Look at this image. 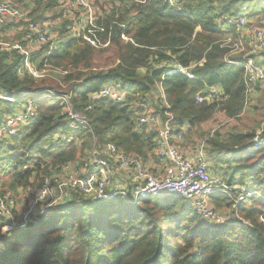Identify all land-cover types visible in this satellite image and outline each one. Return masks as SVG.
<instances>
[{
	"label": "trees",
	"instance_id": "obj_1",
	"mask_svg": "<svg viewBox=\"0 0 264 264\" xmlns=\"http://www.w3.org/2000/svg\"><path fill=\"white\" fill-rule=\"evenodd\" d=\"M260 1L146 0L140 4L121 0L127 9L120 8L98 22L105 29L100 39L109 43L104 50H113L112 66L95 68L97 51L69 39L48 57L34 60L38 70L47 65L64 75L55 80H21L15 75L17 63L8 65L1 60L0 91L20 97L22 92L49 88L70 94L74 110L85 112L88 96L106 84L144 96L161 82L175 121L197 125L217 112L228 120L236 119L247 99L244 70L228 62L240 63L242 58L231 54L238 35L223 18H236L243 12L242 6ZM52 6L53 0H48L45 7ZM122 35L131 41L123 42ZM172 58L183 67H192L193 78L173 74L162 80L164 66ZM209 88H219L226 99L198 103L196 96ZM23 101L0 105V123ZM33 105L36 118L0 142V171H9L11 191L29 185L32 173L21 171L24 164L35 159L38 178L47 167L76 157L72 145L53 138L72 132L59 116L58 102L36 100ZM87 114L91 134L79 131L78 135H93L99 144L113 142L141 158L152 152L154 143L150 136L135 131L134 113L128 106L99 100ZM254 136L228 133L221 140L220 133L215 132L208 140V158L215 175L231 190L230 196H211L218 209L222 203L231 207V219L223 224L203 221L177 195L134 203L123 198L88 202L74 196L51 214L7 233L2 232L6 224L0 218V264H264V146L244 151ZM236 186L257 195L250 203L235 205Z\"/></svg>",
	"mask_w": 264,
	"mask_h": 264
},
{
	"label": "built area",
	"instance_id": "obj_2",
	"mask_svg": "<svg viewBox=\"0 0 264 264\" xmlns=\"http://www.w3.org/2000/svg\"><path fill=\"white\" fill-rule=\"evenodd\" d=\"M128 1L142 4L146 0ZM47 3L48 0H0V61L8 65L17 63L15 75L18 79L31 77L39 81L47 72L64 75L65 72L47 65L38 70L34 60L48 57L69 39L89 45L95 50L107 48L109 43L103 42L99 37L105 29L98 22L103 21L106 15L117 13L120 8L128 7L127 4H122L121 0H53V6L50 8L45 7ZM170 6L181 10L175 3H170ZM223 19L228 26L235 29L238 39L245 38L247 44L248 52L240 63L228 62L243 68L244 89L248 98L257 90H264V65L259 64L256 59L264 51V0L256 26L249 24L246 11L236 18ZM121 40L131 41L126 35H122ZM229 42L230 40L226 41L227 44ZM235 47L234 43L232 52H235ZM164 67L166 71L162 80L163 77L173 74L193 78L192 67H183L173 58ZM60 88L65 90L66 85L60 84ZM155 88L151 94L141 96L120 85L106 84L88 96L85 112L74 110L70 94L49 88L22 92L20 97L0 91V105H13L24 99L20 106L2 119L0 142L16 135L20 128L36 118L33 105L36 100L49 99L58 102L59 116L63 119V124L72 130L67 135L55 134L54 140L66 142L76 150L73 161L47 167L38 178H35V159L21 167V171L32 173L29 185L17 187L15 191L0 192V218L6 224L2 232L23 228L49 214L53 211L50 210L53 206L57 209L73 200L74 196L83 197L88 202L123 198L129 203H134L137 200L177 195L205 222L223 224L230 218L229 212H217L211 204V196L216 193L230 196L231 190L224 181L213 178L210 174L204 146L199 147L194 158H188L178 149L172 137L175 120L165 99L161 82L157 83ZM36 95L38 98L33 97ZM225 99L226 96L218 88H209L205 93L196 96L198 103ZM99 100L128 106L133 110L135 131L151 136L154 156L164 162V172L161 176H154L136 154L124 152L113 142L99 144L93 135L84 142L78 138L79 131H88L91 134V120L87 113L93 110V104ZM263 132L262 129L261 134L257 133L244 147V151L263 147ZM11 156L15 154L11 153ZM9 175L7 170L0 171L1 177ZM233 189L236 197L232 202L235 205L250 203L251 198L257 195L244 187L236 186ZM22 203L32 208L23 212L21 223L20 217H15ZM41 205L45 209L39 217L29 216L31 211H37V206L41 208Z\"/></svg>",
	"mask_w": 264,
	"mask_h": 264
},
{
	"label": "rangeland",
	"instance_id": "obj_3",
	"mask_svg": "<svg viewBox=\"0 0 264 264\" xmlns=\"http://www.w3.org/2000/svg\"><path fill=\"white\" fill-rule=\"evenodd\" d=\"M235 46H236L235 52H238L237 54L243 53L245 55L248 52V48L245 45L244 39L236 40ZM104 49L96 50L97 52L93 60V65L95 68L107 69V66L110 67L114 63V59H112L113 50L110 49V50L105 51ZM61 76L62 75L60 74H56L53 72H47L43 79L55 80V78H59ZM40 80L41 79H39V81ZM247 100L248 98L246 99L244 110L238 118L233 119V120H227L222 113L217 112L215 115H213V117L210 120L205 122L207 123L208 127L206 129H202L201 133L208 134L212 129L218 128V130L222 133L223 136H227L228 133H231V132H240V133H245V134L255 133V135L257 133L261 134L262 129L264 130V94L261 97H259L258 100H256V102L247 103ZM86 144L89 145L88 143ZM4 186H7V187H4ZM9 186H10L9 176L2 177V179H0V192L9 191L8 190ZM220 205L221 207H219V209L218 207H215V208L218 209L220 212H222L221 208L223 207L225 208L226 204L222 203ZM37 207H38L37 211H33V212L31 211V213L29 214V216H31L32 218L39 217L43 213V209H45L42 205H41V208L40 206H37ZM31 208H32L31 206L28 207V204L25 205V203H22L20 207L18 208L17 217H15V219L20 217L21 223H22L23 212L29 211ZM226 209H228L229 213L231 212L230 208L226 207ZM50 210L54 211L55 210L54 206ZM53 211H51L49 214H51ZM219 211L217 212L219 213Z\"/></svg>",
	"mask_w": 264,
	"mask_h": 264
},
{
	"label": "crops",
	"instance_id": "obj_4",
	"mask_svg": "<svg viewBox=\"0 0 264 264\" xmlns=\"http://www.w3.org/2000/svg\"><path fill=\"white\" fill-rule=\"evenodd\" d=\"M242 10L248 12L249 24L251 26H256L258 23V18L262 13L261 1L246 4V5L242 6L241 11ZM243 39L245 40V38H243ZM245 45L247 47L246 41H245ZM237 53L238 52H232L231 51V54L234 55L235 57L241 56V58H242L244 56L243 53H239V54H237ZM256 59L259 62V64L264 65V52H262V54ZM263 94H264V90H257L255 93L248 96L247 103L248 102H256V100H258V98L261 97ZM207 127H208V125L205 122L197 124V125H190L186 121H184V122L175 121L174 126H173L172 137H173L178 149L180 151H182L188 158H194L197 155V150L199 149V147L204 146L205 157H206V160L208 163V169H209L210 174L212 175L213 178L225 181L222 177H218L215 175L213 166H212L211 162L209 161V158H208V149H209L208 140L210 138H212V135L215 132L220 133V135L222 137V138H220L221 140L226 139V136H223L222 133L218 130V128L212 129L208 134H202L201 130L206 129ZM231 133H240V132H231ZM78 138L80 140H82V142L87 140V138L85 136H82V135L81 136L78 135ZM150 138H151V136H150ZM151 141H152V138H151ZM235 150H237V149H235ZM139 158L143 161L147 170L149 172H151L154 176L158 177V176H161L163 174L164 167H165L164 162H162L161 160L157 159L154 156V148H153L151 153H148L146 155V158H141V157H139ZM0 179H2V177H0ZM4 187H7V186H4ZM8 190H10V188H8ZM211 204L215 208L214 203L212 201H211ZM229 208L231 209V207H229ZM221 211L222 212H228V209L221 208Z\"/></svg>",
	"mask_w": 264,
	"mask_h": 264
}]
</instances>
